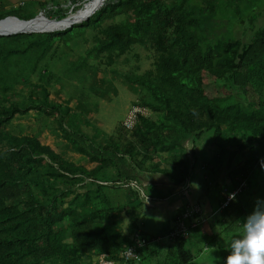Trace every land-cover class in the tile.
<instances>
[{
  "label": "trees",
  "instance_id": "trees-1",
  "mask_svg": "<svg viewBox=\"0 0 264 264\" xmlns=\"http://www.w3.org/2000/svg\"><path fill=\"white\" fill-rule=\"evenodd\" d=\"M89 1L0 0V19H61ZM255 4L104 0L87 19L42 32L41 40L35 32L0 35V264H96L101 253L113 264H185L194 255L189 244L217 237L215 223L225 230L241 226L256 198L264 197V150L256 151L259 142L264 145V16L256 29L248 27L260 13ZM241 5L250 8L247 18ZM235 26H243L240 36ZM136 44L151 50L150 67L132 74L119 67L116 73L141 87L132 105L150 115L139 116L131 129L120 121L102 140L93 138L78 126L70 105L51 97V85L65 71L58 63L70 59L66 68L75 84L96 60L102 62L103 53L112 70L122 56L138 57ZM82 121L101 134L88 118ZM43 132L56 148L41 139ZM203 134L204 142L220 148L202 161L211 186L220 188L221 176L228 178L218 214L206 220L198 204L199 212L183 218L184 234L169 238L170 228L169 241L151 247L158 235L138 230L135 211L119 207L106 191L126 183L132 198L143 191L139 180L146 172L184 184L194 154L207 155L198 146ZM230 150L235 155L224 172ZM236 189L235 199H227ZM123 210L129 230L114 231ZM135 234L146 243L138 261H125L120 252Z\"/></svg>",
  "mask_w": 264,
  "mask_h": 264
},
{
  "label": "rangeland",
  "instance_id": "rangeland-1",
  "mask_svg": "<svg viewBox=\"0 0 264 264\" xmlns=\"http://www.w3.org/2000/svg\"><path fill=\"white\" fill-rule=\"evenodd\" d=\"M8 1L13 2L16 0ZM255 1V14L259 11L260 13L258 14L259 17H256L257 19L254 20L253 24H249L248 27L251 30L256 29L263 23L264 16V12L262 11L264 8L260 6L261 2L259 0ZM88 4H85L84 7ZM82 8L76 9L73 13L78 12ZM239 10L241 11L240 14L246 13L245 18H247L250 8H247L245 5H241ZM242 29L243 26H235L234 32L236 35L240 36ZM35 37L38 40H41L42 38L40 33H37ZM133 49L139 56H134L132 52L122 56L120 62L115 64L113 70L109 67L107 62H105L107 59L106 53L101 54L100 60H102V62H98V60H96V63L92 64L93 66H89L86 69V72L83 71L82 76L79 79L80 81L74 80L75 84H70L68 78L69 76H72L66 68V61L70 59L65 61L64 59H61L58 63L61 68L65 69V71L61 76V80L58 81V84L51 85V97L70 105L73 114H75L74 117L78 122V126L93 138L96 137L98 140H102L100 137L112 132L115 126L120 121H123L132 103L138 101L140 91H142L141 87L128 83L126 79L116 73L117 69H120L119 67L129 74L140 73L150 67L152 62L151 50L140 44L134 45ZM90 61H95V58H91ZM60 67L57 68V74L60 73ZM86 101L90 102V106L85 103ZM84 118H88L93 125L98 126L101 134L99 135L95 129L89 127V124L84 123L82 121ZM40 137L44 142H47L55 147L51 134L43 132ZM202 140L201 141L203 143H199L198 146L201 149L200 152H205L207 155L205 158H202L199 154H194V159H196L194 167L192 169L189 166V189H185V191H183L176 188L174 191H165V195L164 193L158 194L155 191V186L145 184L142 185V180H144L142 176L145 177L146 173H149L146 172L140 175L139 184L141 185L142 190L151 196L149 199L145 193L142 194L138 190H136V195L133 194L132 198H128L126 183H124L121 187L117 186L116 188H111L106 191L109 197L113 199L116 204H119V207L122 209L125 207L126 210L129 208L131 213L135 211V219L138 230L143 231L148 236L158 235L159 238L157 241L149 242L151 247H160L169 241L167 236L168 233L166 234V232H168L170 228H173L175 214L184 209L189 201L199 204L202 207L204 214H207L208 211L205 210V206L209 202L210 196H212L215 191L219 189L218 187L215 188L214 185L211 186V174H208L207 178L204 179V174L209 173V170L208 168H202L201 162L203 160H211L210 154L219 151L220 148L216 144H211L210 146L208 142H204V140H207L206 134H203ZM262 144L263 142H259L261 150L259 147H256V151L263 152L264 145ZM185 145H187V143ZM234 155L235 151H227V157L222 166V170L224 172L230 168ZM241 155L244 157L247 156L248 153L245 151L243 154L241 153ZM197 175L202 180L197 178ZM161 176L164 178L166 177L164 175ZM223 176H221L224 182L223 187H226L228 178ZM219 183L220 184L218 185L222 186V180ZM217 198L219 199V202L222 201V195H218ZM217 206V203L214 204L212 210ZM219 208L220 207L214 209V213L218 214ZM120 214L121 215L117 217V221L120 222L114 226L113 230L116 231L120 227V229L124 232L129 230L130 216L128 215L129 213L124 210L120 211ZM207 220H212V216L210 215ZM221 227H223L222 224L218 223H215L213 227L217 237L210 239L206 237L202 238V240L197 243L195 241V243L193 242L192 244H189V248L194 252V255L192 259L185 264H222L223 258L228 254V238L238 235L241 226L236 227L231 225L230 229L226 230Z\"/></svg>",
  "mask_w": 264,
  "mask_h": 264
},
{
  "label": "clouds",
  "instance_id": "clouds-1",
  "mask_svg": "<svg viewBox=\"0 0 264 264\" xmlns=\"http://www.w3.org/2000/svg\"><path fill=\"white\" fill-rule=\"evenodd\" d=\"M229 197L235 199V194L230 193ZM227 250L222 264H264V197L256 198L253 210L241 222L238 235L228 238Z\"/></svg>",
  "mask_w": 264,
  "mask_h": 264
},
{
  "label": "built area",
  "instance_id": "built-area-1",
  "mask_svg": "<svg viewBox=\"0 0 264 264\" xmlns=\"http://www.w3.org/2000/svg\"><path fill=\"white\" fill-rule=\"evenodd\" d=\"M149 116L150 111L148 108L140 105H132L130 109L128 110L126 116L123 119V125L127 129H131L135 123L138 121L139 116ZM130 184L136 186L135 181H130ZM238 189H236L234 192H236ZM230 197L228 196L227 199ZM226 202H224L225 204ZM200 211V206L196 203H189L187 205V208L182 212L181 216L177 218L176 223L174 224L173 229L169 233V238H173L177 236L179 233L185 232V223L183 221V218H186L190 215H192L195 212ZM194 225V223H192ZM146 239L144 237H141L137 234H135L133 238V243L125 246L121 252L120 256L123 260L129 261V260H136L138 261L140 258L139 254V247L145 245ZM96 264H113V261L106 257L105 254H99L96 257Z\"/></svg>",
  "mask_w": 264,
  "mask_h": 264
},
{
  "label": "water",
  "instance_id": "water-1",
  "mask_svg": "<svg viewBox=\"0 0 264 264\" xmlns=\"http://www.w3.org/2000/svg\"><path fill=\"white\" fill-rule=\"evenodd\" d=\"M104 0H98V3L93 6L84 16L80 18H75V13H72V15H67L64 18L61 19H55V18H48L44 15L38 14L34 17L28 18V19H21L15 15H8L0 19V22L9 21L10 19H14L15 22L12 27H9V25L3 26V28L0 30V35H10L14 33H20V32H35V33H42L47 31H53L57 29H64L66 27L71 26L74 23L80 22L82 20L87 19L102 3ZM86 4V3H85ZM84 4V6H85ZM43 19L47 22L56 23L55 26L43 29V28H36V25H34L35 21L37 19Z\"/></svg>",
  "mask_w": 264,
  "mask_h": 264
},
{
  "label": "crops",
  "instance_id": "crops-1",
  "mask_svg": "<svg viewBox=\"0 0 264 264\" xmlns=\"http://www.w3.org/2000/svg\"><path fill=\"white\" fill-rule=\"evenodd\" d=\"M186 146V148H187V152L188 153H190L189 151H190V147H191V145H190V142H188L187 143V145H185ZM166 154L167 153H164L163 155L164 156H166ZM191 156V155H190ZM192 163H193V165L191 166V168L193 169V167H194V164H195V160L194 161H192ZM205 164L203 163V162H201V167L202 168H204L205 169ZM162 174H159V173H152V172H150V173H146V176L145 177H143L142 176V178L144 179V180H142V185H153V186H155V191L159 194V193H164V195L166 194L165 193V191H168V190H173L174 191V189H176V188H179V190H183V191H185V189H189L190 188V174L187 176V178H186V180H185V183L184 184H181V185H175V184H173V182L170 180V179H168L167 177H162L161 176ZM197 178H199V179H201L200 177H198V175H197ZM205 178H207V173H205L204 174V179ZM204 179H203V181H204ZM202 180V179H201ZM222 180V183H224L223 182V179L221 178L220 179V181ZM219 181V182H220ZM157 187V188H156ZM218 188H219V186H218ZM220 188H221V186H220ZM220 188L218 189V190H216L215 191V193L212 195V196H210V200H209V202L207 203V205L205 206V210H207L206 212H207V214H205V219L207 220V218L210 216V215H212V213L214 212V209H217L218 208V206L216 207V208H214L213 210H212V208H213V206H214V204H219L220 202H219V199L217 198L218 197V195H222L221 194V191H220ZM142 194H144V192L142 193ZM163 196V195H162ZM148 199H149V197H147ZM189 203H193V202H188V204ZM202 208V207H201ZM202 211H203V209H202ZM178 213V212H177ZM176 213V214H177ZM203 214H204V211H203ZM176 216V215H175ZM205 227H208V226H205Z\"/></svg>",
  "mask_w": 264,
  "mask_h": 264
},
{
  "label": "bare ground",
  "instance_id": "bare-ground-1",
  "mask_svg": "<svg viewBox=\"0 0 264 264\" xmlns=\"http://www.w3.org/2000/svg\"><path fill=\"white\" fill-rule=\"evenodd\" d=\"M97 3H98V0H91L87 7H84V9L79 10L78 12L75 13V18H80V17L84 16ZM13 20L14 19H10L9 21L0 22V30L3 28V26H6V25H9V27H12L15 23ZM34 25H36V28L46 29V28L55 26L56 23L47 22V21L40 18V19H37L35 21Z\"/></svg>",
  "mask_w": 264,
  "mask_h": 264
}]
</instances>
